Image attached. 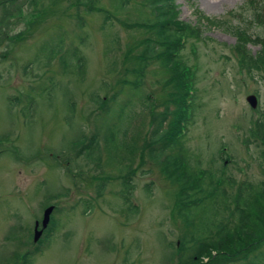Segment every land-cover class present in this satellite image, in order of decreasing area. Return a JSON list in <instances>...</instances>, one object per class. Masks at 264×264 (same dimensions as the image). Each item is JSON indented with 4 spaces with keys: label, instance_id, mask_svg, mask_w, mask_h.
Instances as JSON below:
<instances>
[{
    "label": "rangeland",
    "instance_id": "374dc122",
    "mask_svg": "<svg viewBox=\"0 0 264 264\" xmlns=\"http://www.w3.org/2000/svg\"><path fill=\"white\" fill-rule=\"evenodd\" d=\"M124 1L0 0V264H23L35 247L41 253L33 264H177L179 249L190 253L191 245L182 244L191 227L177 214V184L142 148L128 174L132 190L122 188L127 172L121 157L110 159L109 147L104 151L109 129L115 128L110 141L124 154L119 145L130 142L126 134L139 130L145 137L155 125L152 117L164 110L161 81L168 74L157 62L137 90L126 84L135 77L126 74L131 65L124 56L149 35L130 27L144 14L143 0ZM249 1L177 0L179 19L194 24L196 10L224 27L246 30L251 39L263 38L255 13H263L264 0ZM184 45L181 56L194 70L195 90L188 102L191 119L180 125L173 152L197 178L203 176L201 187L217 200L201 201L191 218L211 219L215 226L240 186L264 182L260 143L247 141L254 121L264 120V75L242 69L236 37L222 28L203 29L202 40L189 38ZM247 48L252 55L260 50L252 43ZM78 55L85 62L83 79ZM142 96L153 101L151 116ZM93 134L101 149L95 163L79 154ZM50 206V223L42 228ZM36 223L41 234L33 242ZM52 228L48 241L44 236ZM252 246L238 243L239 256Z\"/></svg>",
    "mask_w": 264,
    "mask_h": 264
},
{
    "label": "trees",
    "instance_id": "16d2710c",
    "mask_svg": "<svg viewBox=\"0 0 264 264\" xmlns=\"http://www.w3.org/2000/svg\"><path fill=\"white\" fill-rule=\"evenodd\" d=\"M127 2L129 0L122 2L121 5ZM249 2L254 5L252 3L255 0ZM143 12L142 17L138 18V21L130 27L143 31L149 36L135 42L134 46L129 49V53L124 56V64L128 63L132 67L129 66V69H125L126 74L131 71L135 77L133 82L126 84L137 90L149 65L157 62L159 68L168 74V77L161 81L165 98L160 104L164 110L158 113L157 117H152L151 121L155 125L145 137L139 130L137 132L132 130L130 135L126 132L130 142L123 141L119 145L124 154L119 152L110 141V137L115 136V128L109 129L107 136L104 137V151L106 147H109L107 155L110 159L115 153L120 155V164L127 172V175L122 177L124 179L122 185L125 188L131 185L128 182L130 179L128 174L133 170L137 154L142 148H144L143 151H147L149 159L159 168L160 174L177 184V214L186 226L191 227L182 242V244L188 242L191 245L188 248L190 253L179 249L177 264H199V258L202 255L208 257L205 264H236L240 262L242 264H260V262H264V182L259 183L258 186H253L251 183L240 186L238 194L232 199V207L229 209L225 207L226 216L215 226L211 219H208L207 223L203 218L196 220L194 217L198 215L192 218L191 216L194 209L203 207L202 204L200 205L201 201L211 198V204L215 205L217 200L214 199V193H209L206 188L201 187L203 176L197 178V174L190 172L185 162L180 159L181 157L173 152V148L179 146L181 141L179 139L184 129H181L180 125L185 126L188 117L191 119L188 113H191L192 110L188 106L190 104L188 102H191L193 89L195 90L194 70L185 64L181 56V52L185 48V41L187 42L189 38L197 41L202 40L203 29L222 28L229 33L232 32L236 37L235 51L240 57L242 69L248 73L255 70L264 75V37L259 38L258 36L256 39H251L246 30L237 27H224L225 24L209 20L196 10L194 24L181 21L177 0H143ZM255 20L264 24V11L263 13L256 12ZM250 43L260 46L259 52L255 55H252L247 48ZM76 62L79 66V76L83 79L84 58L78 55ZM116 98L117 93L111 97L112 101L110 100V102L115 103ZM141 98L145 100L142 102V106L147 108L149 116H151L153 101L147 96ZM101 103L102 100H99V105ZM142 137L144 143L140 148L139 142ZM99 138L97 134H93L86 142H84L85 138L80 140L84 143L79 154H84L85 159L89 162L101 161ZM249 139L260 143L261 173L264 176V120L254 121L253 127L250 128L248 142ZM98 165L100 166V164ZM104 186V183L99 185L101 190ZM131 187L128 188L129 191H131ZM222 195L221 198H226L224 192ZM127 199L128 197L125 196V200ZM46 232L48 234L44 237L49 238L54 230L47 229ZM241 242L252 243L253 246L239 256L240 248H236V245ZM40 253L39 247L25 253L22 257L23 264H32L36 255ZM238 256L240 262H236ZM243 256L246 257L243 258ZM30 257L31 259H29ZM13 263V260L10 259L6 264Z\"/></svg>",
    "mask_w": 264,
    "mask_h": 264
},
{
    "label": "water",
    "instance_id": "95a60500",
    "mask_svg": "<svg viewBox=\"0 0 264 264\" xmlns=\"http://www.w3.org/2000/svg\"><path fill=\"white\" fill-rule=\"evenodd\" d=\"M247 102L249 104V106L251 108H255L256 107V98L255 96H249L247 98ZM52 207H49L47 209H45L44 213H43V220H42V228H45L49 222V216L52 212ZM37 223L35 224V231H34V237H33V241L36 242L37 239L39 238L41 231H38L37 229Z\"/></svg>",
    "mask_w": 264,
    "mask_h": 264
},
{
    "label": "bare ground",
    "instance_id": "6f19581e",
    "mask_svg": "<svg viewBox=\"0 0 264 264\" xmlns=\"http://www.w3.org/2000/svg\"><path fill=\"white\" fill-rule=\"evenodd\" d=\"M98 165V164H97ZM99 167V166H98ZM121 186V185H120ZM130 187V186H129ZM132 189V188H131ZM53 208V206H50ZM49 208V207H48ZM47 209V208H46ZM45 211V210H44ZM44 213V212H43ZM34 231H35V228H34ZM33 237H34V233H33ZM33 237H32V241H33ZM34 242V241H33ZM34 262V261H33ZM33 264V263H32Z\"/></svg>",
    "mask_w": 264,
    "mask_h": 264
}]
</instances>
